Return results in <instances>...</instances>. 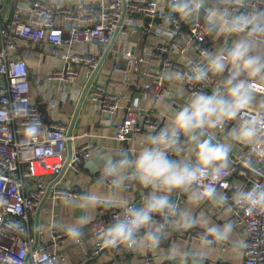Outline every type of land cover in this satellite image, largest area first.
Segmentation results:
<instances>
[{
    "label": "clouds",
    "instance_id": "9594fccd",
    "mask_svg": "<svg viewBox=\"0 0 264 264\" xmlns=\"http://www.w3.org/2000/svg\"><path fill=\"white\" fill-rule=\"evenodd\" d=\"M163 26L158 34L174 35L170 26L177 17L199 21L210 35L227 38L215 51L203 54L202 61L189 60L187 72L169 69L160 79L180 84L185 80L206 83L212 76L219 83L210 92L194 91L179 107H167V123L142 140L136 151L120 149L103 160L96 188L74 197L59 194L67 207L81 212L79 221L57 224L71 241L79 243L90 212L98 207L119 209L107 226H97L96 238L104 248L123 247L134 252L158 251V264H205L218 245L242 244L233 239L235 225L230 220L214 223L193 209L211 201L225 216L232 204L248 211L264 209V190L236 187L231 197L216 185L229 174L230 155L237 145L249 149L247 159L264 149V99L258 85L264 83V3L258 0H166ZM183 96V90H179ZM139 102H137L138 104ZM166 105L159 98L153 101ZM253 109V111H248ZM233 126L223 139L218 130ZM36 125L25 129L34 137ZM132 185L146 189L140 206L131 203L125 193ZM183 194L186 206H178L173 194ZM202 227L196 241L162 243L171 233Z\"/></svg>",
    "mask_w": 264,
    "mask_h": 264
},
{
    "label": "built area",
    "instance_id": "2783aa9c",
    "mask_svg": "<svg viewBox=\"0 0 264 264\" xmlns=\"http://www.w3.org/2000/svg\"><path fill=\"white\" fill-rule=\"evenodd\" d=\"M99 7L97 9L91 0H82L72 8L60 7L46 0H33L27 12V22L21 20L20 10L12 19L9 34L0 51V264H59L64 261L58 252L48 251L42 245L32 249L34 246L28 237L26 225L35 215L50 186L49 197L55 200H61L59 194L62 192L79 196L56 186L63 175L69 141H77V148L69 163L76 173L80 172L84 163L101 156L104 151L103 146L93 147L84 142V139L91 137L87 133L76 136V139L68 137L66 125L57 119L44 123L40 102L31 96L29 64L11 57L16 48L26 42L55 48L53 56L62 63V67L54 69L47 80L63 86L62 94L66 101L77 100L79 91L85 85L82 78L84 72L91 75L98 67L96 54L92 51L78 53L74 48L107 47L115 35L126 34L128 27L136 20L142 35L151 32L156 39L152 43L153 51L145 50L142 56H136L130 49L124 51L128 67L124 73L126 85H132L131 71L140 68L149 55L161 64L160 75L156 77V84L160 87L163 72L170 68L187 72L189 60L202 61L203 54L211 51L207 44L211 36L199 21L186 22L177 17L169 29L174 35L167 40L158 34L157 29L164 23L161 15L168 11L165 0H99ZM142 21H148L147 26ZM185 40L186 44H183ZM189 49L194 51V56L189 54ZM217 84L215 76L206 83L184 81L188 95L194 91L210 92ZM142 88L148 91L150 86L145 84ZM258 91L264 99V83L258 85ZM91 102L97 105L107 125L114 127V141L118 144L130 140L133 135L158 129L151 118L140 119L139 109L128 106L127 97L118 92H108L104 85H97ZM50 106L55 107V102H51ZM33 124L37 126L36 135L25 136L26 127ZM248 152L249 149L239 158L232 159L229 174L216 185L218 191L229 197L230 203L231 192L236 187L249 189L242 184H232L231 177L235 172L250 174L253 179L250 189L264 190V149L252 159L245 158ZM232 208L235 223L244 227L248 234L243 243L245 260L242 264H264V209L248 211L235 204ZM119 212V209H111L108 221L96 219L90 223L89 232L94 241L91 258L107 250L130 251L122 246L104 248L96 238L97 226H107ZM51 233L55 234L54 247L59 251L62 248L60 240L65 234L57 227L51 229ZM198 233L194 231V239ZM139 264L154 262L146 258Z\"/></svg>",
    "mask_w": 264,
    "mask_h": 264
},
{
    "label": "crops",
    "instance_id": "0c3cea01",
    "mask_svg": "<svg viewBox=\"0 0 264 264\" xmlns=\"http://www.w3.org/2000/svg\"><path fill=\"white\" fill-rule=\"evenodd\" d=\"M46 1L60 5V7L66 6L72 8L82 0H63V3H61V0ZM32 2L33 0H0V51L5 44L16 11L20 10L22 13L21 20L23 23L27 22L29 19L27 12L31 7ZM91 2L97 9L100 8L99 0H91ZM258 2L264 3V0H258ZM142 22V24L147 26L148 21ZM138 24V20H136L133 25L128 27L129 31L126 34L119 33L117 35L112 49L106 55L102 67L99 69L97 76L92 82L86 95L85 103H83L82 109L77 118L78 121H76L72 132V137H75V139L77 138L76 136L87 133L91 137L84 139V142H88L93 147L103 146L104 151L101 155L103 159L108 155L115 156L120 149H128L133 152L136 151L140 142L154 132L146 131L138 135H133L130 140L121 144L115 142L114 127L112 125H107L105 118L100 116L97 105L95 106L91 102V95L97 85H104L108 92H118L127 97V105L139 109L140 119L151 118L156 122L155 124L158 129L165 126L167 123L165 109L167 107H179V105H181L189 96L184 82L176 84L163 80L160 87L156 84V77L160 75L161 64L155 60L152 55L145 58L146 62L140 68L131 71L130 77L132 85L125 84L124 73L128 70V67L123 56L124 51L130 49L136 56H142L145 50L153 51L152 43L156 39L155 35L151 32L148 35H142ZM164 38H167V40L169 39V37L165 36ZM225 43H228L227 38L211 36L207 44L211 51H215ZM183 44H186V40L183 41ZM109 46L98 48L78 46V48H74V51L78 53L92 51L97 55L99 66V63L103 60ZM54 50L55 48L53 46L47 44H33L26 42L21 44V46H18L11 57L25 61L29 64L31 96L33 100L40 102L39 108L42 112L44 123L48 124L57 119L66 125L68 134L84 89L95 70L91 75L84 72L82 78L85 81V85L79 91L77 100L66 101L63 99V86L57 82H49L47 80V77H49L54 69L62 67V63L53 56ZM59 50L62 51L63 49L59 48ZM189 54L191 56L195 55L192 49H189ZM216 80L217 83H219L220 78L216 77ZM145 84L150 86L148 91H145L142 88ZM181 89L183 90V96L179 94V90ZM157 98L166 101V105L158 106L153 104V101ZM259 98L263 99L261 96H259ZM51 102H55V107L50 106ZM137 102L139 103L137 104ZM232 126L233 125H228L225 129L218 130V138L223 139ZM71 145L73 154L77 148V141L74 140V142H71ZM247 150L248 148L246 146L237 145L233 153L230 155V169L232 168V159L235 157L239 158V156H242ZM68 155L69 151L67 149L66 162L69 157ZM101 170L102 165L93 166L92 169H90L89 166L84 163L80 172L76 173L68 165L63 170V175L59 177L56 186L58 188L70 190L78 195L94 188L101 191H107V187H101L97 183ZM231 179L232 184H242L249 189L253 187V179H251L250 174L240 175L235 172ZM146 192V189L140 188L137 185H132L125 195L128 196L131 202L140 206ZM173 199L178 202V206H186L187 201L183 194H173ZM42 210L39 218L38 245L44 246L48 251L58 252L59 255H62L64 261L59 264H139L146 258H151L154 264H158V251L138 253L134 251H121L114 249L104 251L98 257L91 258L90 253L92 249H94V241L89 232V225L96 219L109 220L111 209H105L103 207H98L90 212L89 222L83 226L82 231L84 235L79 243L71 241L66 233L58 228L59 231L65 234L60 240V246L62 248L58 251L54 247L53 237L55 234L51 233V229H55L57 224L77 223L81 212L78 209L65 206L61 200H55L51 196L45 202ZM193 211L197 215L204 214L208 216L214 223H224L225 220L233 222L235 225L233 239L242 244L239 249L233 248L231 244L218 245L215 251L207 258L205 264H242L245 260L243 243L248 234L244 227L238 226L235 223L233 212H231L230 215L225 216L211 201L202 203L198 208L193 209ZM26 228L28 237L31 239L34 246L36 243L35 215L30 217ZM194 231L201 232L203 231V228L198 226L185 232L171 233L169 238L162 243L161 250L175 241H182L186 246L194 243L196 241V239L193 238Z\"/></svg>",
    "mask_w": 264,
    "mask_h": 264
},
{
    "label": "water",
    "instance_id": "95a60500",
    "mask_svg": "<svg viewBox=\"0 0 264 264\" xmlns=\"http://www.w3.org/2000/svg\"><path fill=\"white\" fill-rule=\"evenodd\" d=\"M116 37H117V35H115V37L113 38L110 46L108 47L109 48L108 51L104 55L103 60L99 63L98 68L94 71V73L92 74V76L90 78V81L88 82V84L86 85V87L84 89V92H83L82 97H81V99L79 101L78 107L76 109L75 115L73 117L72 123L70 125V129L68 131V137H72V132H73V129L75 127L76 121H78L77 118H78V116L80 114V111L82 109L83 103H85L84 101H85L86 95H87V93H88V91H89V89H90V87L92 85L93 80L97 76V74L99 72V69L102 67V64H103V62L105 60L106 55L112 49L113 44L115 43ZM68 151H69V155H68L69 157L67 159V162H66V165H65L64 169L69 165V163L71 161V158L73 157L72 156L71 141L68 142ZM103 160H104L103 157L95 156L92 159H90L89 161H87L86 164L89 166L90 169H92L93 166H101V165H103ZM50 190H51V186L48 188V191H47L48 193L46 194L45 198L43 199V201L39 205L38 209L36 210L37 211L36 214H35V217H36V243L34 244V247L32 249H35L37 247V245H38L39 218H40L41 211H43L42 208H43L45 202L47 201V199L49 197V193H51Z\"/></svg>",
    "mask_w": 264,
    "mask_h": 264
}]
</instances>
